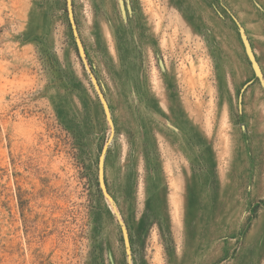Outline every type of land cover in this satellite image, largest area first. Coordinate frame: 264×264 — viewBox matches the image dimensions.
Masks as SVG:
<instances>
[{
	"label": "rangeland",
	"instance_id": "rangeland-1",
	"mask_svg": "<svg viewBox=\"0 0 264 264\" xmlns=\"http://www.w3.org/2000/svg\"><path fill=\"white\" fill-rule=\"evenodd\" d=\"M0 264H264V0H0Z\"/></svg>",
	"mask_w": 264,
	"mask_h": 264
},
{
	"label": "water",
	"instance_id": "water-1",
	"mask_svg": "<svg viewBox=\"0 0 264 264\" xmlns=\"http://www.w3.org/2000/svg\"><path fill=\"white\" fill-rule=\"evenodd\" d=\"M71 25H72V23H71ZM91 80H92V82H93L94 87H96V89H97L96 81L94 80V78H91ZM98 95H99V98H100L101 102L104 103V99H103V97H102V95L100 94L99 91H98ZM104 149H105V148H104Z\"/></svg>",
	"mask_w": 264,
	"mask_h": 264
}]
</instances>
